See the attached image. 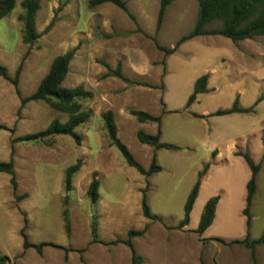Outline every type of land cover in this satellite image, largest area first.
Returning a JSON list of instances; mask_svg holds the SVG:
<instances>
[{
  "label": "rangeland",
  "instance_id": "rangeland-1",
  "mask_svg": "<svg viewBox=\"0 0 264 264\" xmlns=\"http://www.w3.org/2000/svg\"><path fill=\"white\" fill-rule=\"evenodd\" d=\"M124 1L127 10L108 2L91 7L89 0H38L34 28L40 36L31 43L23 39V0L0 20V63L12 79L22 65L17 87L0 76V125L5 127L0 128V161L13 163V175L0 172V256L10 258V263L0 264H253L251 249L229 240L244 239L248 231L251 240L264 234V169L258 176L250 228L240 210L225 208L230 217L202 236L197 232L201 203L187 226L180 227V222L199 171L216 163L218 149L213 143L219 144L224 135L228 144L239 126L232 125L239 124L236 120L214 116L215 134L210 136L194 114L231 106L238 90L246 107L264 94V35L233 42L203 34L182 41L195 29L200 0H174L160 25V0ZM222 26L223 21L216 19L205 29ZM75 47L64 85H83L92 93L77 99L82 109L91 111L90 119L76 128L81 144L65 134L22 140L46 129L55 118L68 119L45 100L23 104L22 99L37 90L56 56ZM173 48L175 52H167ZM119 61L123 78L115 74ZM204 74L209 75L207 87L211 77L217 81L211 80L208 93L197 95L186 108L196 80ZM170 108L184 112L166 117L162 140L178 138L194 150L175 154L139 141V130L154 133L159 123L141 122L132 111L163 119ZM107 110L113 111L118 136L142 166L148 169L155 157L162 172L146 176L128 164L111 144L102 118ZM207 115L202 117L208 120ZM246 120L242 126L253 130L247 136L250 152L264 166V105ZM224 158H229L227 147ZM80 159L82 166L67 191L66 170ZM217 164L203 186V197L217 195L218 186L230 183L238 196L241 175L232 181L229 165ZM94 174L100 181L96 202L88 194ZM146 188L158 218L143 214ZM132 230L144 232L130 235ZM215 232L228 240L212 238L218 235ZM24 236L33 245L42 244L41 251L24 248ZM255 264H264V244L256 248Z\"/></svg>",
  "mask_w": 264,
  "mask_h": 264
},
{
  "label": "trees",
  "instance_id": "trees-1",
  "mask_svg": "<svg viewBox=\"0 0 264 264\" xmlns=\"http://www.w3.org/2000/svg\"><path fill=\"white\" fill-rule=\"evenodd\" d=\"M174 0H160V10L158 16V25L161 24L166 8ZM112 3L123 10H127L124 0H89L91 7L103 3ZM17 0H0V20L8 16L16 7ZM22 7L25 10V14L22 17L24 21V42L31 43L37 39L40 35L36 33L34 28V17L38 8V0H23ZM220 19L223 21V26L217 29L207 30L205 26L210 22ZM51 26V25H50ZM211 34L221 35L230 38L232 41H240L250 39L255 36L264 35V0H200L199 1V14L194 31L188 36L184 37L182 41L194 38L195 36ZM78 48H72L63 54L56 56L51 64L48 73L44 76L37 90L29 97L23 98L24 104L28 100H45L51 107L60 112L68 114V119L62 122L59 118H55L51 121L48 127L42 131L31 133L26 135L22 140H43L53 135H71L77 144H81L82 137L76 132V128L87 122L91 117L90 110L82 109V106L77 102L79 98L92 97L91 91L85 89L83 85L76 87H67L64 85V81L69 72V66L72 59L75 56ZM168 53L175 52V49L167 50ZM22 65L19 66L15 78H11L8 74L7 68L0 63V76L9 79L17 87L19 81V75L21 73ZM115 74L120 78H123L122 62L119 61ZM209 75H201L194 84L193 93L190 95L186 108H188L197 98V95L207 91ZM264 99V94L260 95L254 104L249 107H243L240 105L239 97H237L230 108L218 109L211 116L227 115L235 112L239 113H253L256 106ZM132 114L135 115L139 121H155L159 123V129L156 134L147 133L144 130H139L137 137L140 142L150 144L156 148H166L179 150L180 146L172 143L161 142V116H154L149 112L143 110H134ZM196 117H202V115L194 114ZM102 118L105 122V127L108 131V136L111 140V144L115 145L121 154L124 156L128 164L135 167L141 174L149 176L155 172L162 170V166L156 163L154 157L148 169L144 168L142 164L135 158L129 147L118 136V127L115 121L114 113L112 110H107L102 113ZM0 128H5L0 125ZM237 155L243 156L248 165L251 168L252 175L247 184V203L244 208V215L247 217V227L250 228L252 223L251 209L253 206L254 196L258 188V174L262 169V162L256 163L251 157L249 152H243L238 150ZM81 159L74 165H71L66 170L65 174V187L69 191L72 187L73 175L81 168ZM210 165L206 164L203 170L199 171L198 178L190 191L187 201L184 207V218L180 222V227H185L189 224L191 218V212L194 208L196 199L198 198L202 180L206 175ZM0 172L10 173L13 175V163L12 161H0ZM12 182L15 184L14 178ZM100 181L97 178V174H94L90 183L88 194L92 202H96L100 197ZM147 188L143 189L142 209L143 214L148 219L158 218L151 211V208L147 201ZM220 200V195L211 197L204 206L200 222L197 228L198 233H203L208 227H210L214 221L216 214V207ZM66 219L68 210L65 211ZM144 231H131L130 235L142 234ZM218 240L224 241L219 238ZM232 243L244 244L251 249V257L253 264L256 263V248L259 244H264V234L259 239L251 240L250 232L248 231L246 238L243 240H234ZM127 244L132 248L131 241H127ZM24 248L36 247L41 251L42 244L33 245L24 236ZM10 263V258L6 255L0 256V263ZM136 262V261H135Z\"/></svg>",
  "mask_w": 264,
  "mask_h": 264
},
{
  "label": "crops",
  "instance_id": "crops-1",
  "mask_svg": "<svg viewBox=\"0 0 264 264\" xmlns=\"http://www.w3.org/2000/svg\"><path fill=\"white\" fill-rule=\"evenodd\" d=\"M245 40H247V39H245ZM240 41H244V40H240ZM263 78H264V76H263ZM211 80H212V82L213 81H217V77H211L210 78V83L208 85V89L211 88V85H210L211 84ZM216 88H218V87H216ZM204 93H208V92H204ZM204 93L199 94V96H201ZM262 94H263L262 92L260 94H258L256 96V99L260 95H262ZM241 95H242V93L238 90L237 91L236 98L239 97V101H240ZM240 105L243 106L241 104V102H240ZM261 105H264V99L256 106V109H255L256 111L253 112V113H239V112H235V113H231V114H227V115L215 116V117L225 118V119H228L230 121L236 120L235 122H239V124L234 123V121H233L232 122V125H236V126L239 125V126L236 128L237 130H236L233 138L228 142V144L226 142L227 139H225V137H223L224 135H220L219 136V138H220V139L218 138L219 144H215L216 142L213 143V145L216 146L217 149H218L217 157H216V163H213L211 165L210 169L208 170L207 174L204 176V178L202 180V185H201V188H200V192H199L198 198L196 199V202L194 204V208H193V210L191 212V215H193L194 209L200 203H201V209H202L201 211L203 212L205 204L207 203V201L211 197H213L211 195H208L206 198L203 197V186L208 182V179L210 177V174L213 173V171L216 169V166L218 165L217 163H225L224 167H226L227 165H229V169H228L227 173L229 172V177L232 175V181H237L236 178L239 177V175H241V181H240V183H241L243 189L240 191L239 195L237 196L236 193H235V188L232 186L231 183L230 184H224V186H218V188H217L218 194L217 195H220V200H219V202L217 204V207H216L215 218H214V221H213L212 225L210 227H208L202 233V236H204L206 234H209L211 231H213L214 229L218 228L219 224L221 223V221L224 218L227 219L228 217H230L224 211L225 208L226 209H228V208L231 209L232 208L235 211L236 210H240L243 213V215H244V212L243 211H244V208L246 207V203H247V201H246L247 200V184H248V182H249V180L251 178L252 171H251V168L248 165L246 159L243 156H241V155H237L236 152L238 150H242L243 152H247L249 150L248 152H250V149L252 148V145H248V137L247 136L250 135V134H252L253 130L248 131V130H246L247 128H245L242 125H243L244 122H247V120H246V117L247 116L253 118V116H257L259 114V108H260ZM192 106H194V105H192ZM231 106H229L227 108H230ZM243 107H246V106H243ZM247 107H249V106H247ZM220 109H225V108H220ZM177 110L178 109L170 108L169 111L164 114L163 119H162V122H161V131H162L161 142L162 143H172V144H176V145H178V146H180V147L183 148V149H179V150L166 149V150H169V151L174 152L175 154L176 153H181L185 149L186 150H191V151L194 150L193 148H190L189 145H185L183 143L180 144L181 142H179L178 140H176L178 138L173 139V140H170L171 142L170 141H163L162 140L163 137H164V135H165V133H166V130H167V127H166V129L164 127V125H165V122L164 121H165L166 117H168V116H170V115H172L174 113H178V112H182L183 113L184 112V111H177ZM213 112H215V111H213ZM185 113H186L187 116H189V113L187 111ZM199 114L205 116L207 114H211V112L208 111V110H203L202 112H199ZM249 114H252V116L249 115ZM193 118L202 120V123L205 125V129H206V130H203L204 134L207 133V135H210V136H212L213 134H215L213 132H215L214 131V126H215L216 123L214 124V123L211 122L212 120H214L213 119L214 116H211L208 120H207L208 117H206V119L203 118V117H193ZM210 124L211 125L214 124V125L213 126H210ZM157 131H158V129L154 133H152V134H156ZM211 133H212V135H211ZM217 133H219V129H218ZM226 147L229 149V158H224L227 161L223 162L224 159H221V158H222V155H223V152H224V148H226ZM163 149H165V148H163ZM159 151H160V149L157 151V156H158V152ZM250 155L252 157L251 152H250ZM210 158H211V156H210ZM209 159H207V160H209ZM259 159H260V156H259V158H257V161ZM253 160L255 161V159H253ZM159 165L162 166V170L159 171V172H155V173H160V172H162L164 170L163 165H161V164H159ZM263 169H264V166H262L261 171H263ZM242 176H244V177H242ZM258 176H259V174H258ZM197 178H198V176H197ZM257 190H259V189L257 188ZM229 192H230V194L227 195V193H229ZM189 193H188V195H189ZM142 198H143V194H142ZM187 198H188V196H187ZM186 201H187V199H186ZM251 214H252V217H253L252 209H251ZM201 215H202V213H201ZM231 217H232V215H231ZM246 224H247V217H246ZM215 233L218 234V235L217 236H213L212 238H221V239L228 240V239H226V237H224L223 235H221L220 232H215ZM234 240H243V239H232V240H229V241L232 242Z\"/></svg>",
  "mask_w": 264,
  "mask_h": 264
}]
</instances>
